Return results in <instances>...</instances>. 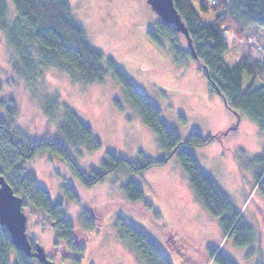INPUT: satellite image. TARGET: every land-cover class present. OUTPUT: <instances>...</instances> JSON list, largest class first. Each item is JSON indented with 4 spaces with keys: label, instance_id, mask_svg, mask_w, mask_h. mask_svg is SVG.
<instances>
[{
    "label": "rangeland",
    "instance_id": "obj_1",
    "mask_svg": "<svg viewBox=\"0 0 264 264\" xmlns=\"http://www.w3.org/2000/svg\"><path fill=\"white\" fill-rule=\"evenodd\" d=\"M7 1L11 11L15 10L13 1ZM190 1L200 12L201 0ZM69 2L90 43L107 57L114 58L136 88L160 108L163 120L183 141H188L192 132L205 137L216 136L237 125L235 130L220 135L212 144L192 150L201 169L232 200L252 227L256 235L255 250L249 255L250 248L235 247L232 240L224 236L218 218L195 196L177 154L164 165L154 166L142 174L117 171L92 186L75 177L71 167L54 154L28 160L25 172L35 175L39 186L49 189L53 202L57 196L63 198L67 215L77 226L79 214L85 209L96 212L102 209L103 212L101 226L88 232L83 258L76 262L66 253V242L54 245L56 232L52 220L26 203L22 209L27 217V237L31 245L40 246L54 264H143L129 244L119 237L117 219L122 218L153 239L172 264H216L208 257L209 249L221 251L237 264L259 261L264 264V199L254 190L253 166H241V163L250 164L262 152L264 133L252 119L243 115L238 118L225 106L222 98L212 92L199 64L190 61L186 67L176 66L168 46L154 43L150 32L156 31L160 18L147 0ZM213 18L214 15L203 16L206 22ZM256 28L259 32L254 38L264 45V30ZM243 53L242 45H232L225 60L232 67ZM10 60V47L0 31V82L3 87L0 113L6 115L4 102L11 100L17 113L10 127L19 128L24 139L44 142L59 137L56 120L41 116V100L60 94L101 142L96 153L79 149L74 155L85 174L92 169L99 170L106 153L129 161H135L140 154L153 160L167 156L155 133L127 102L120 83L111 73L103 82L88 85L73 81L60 70L46 69L41 83L29 90L24 81L11 78ZM129 181L142 186L145 200L160 214L158 221L147 211H137L141 205L126 198L123 187ZM65 186L73 188L78 201L66 194ZM69 250L71 256L74 253L71 245ZM34 264L41 263L34 258Z\"/></svg>",
    "mask_w": 264,
    "mask_h": 264
},
{
    "label": "trees",
    "instance_id": "obj_2",
    "mask_svg": "<svg viewBox=\"0 0 264 264\" xmlns=\"http://www.w3.org/2000/svg\"><path fill=\"white\" fill-rule=\"evenodd\" d=\"M12 1L15 10L11 11L8 1L0 0V31L11 50V78L14 81L22 80L27 89L32 90L46 69L60 70L73 81L88 85L103 82L111 73L120 83L127 102L155 133L159 146L167 153L160 160L140 154L135 161L106 153L100 169H92L85 174L74 155L79 153V149L96 153L101 148V142L60 94L45 96L41 100V116L55 119L59 132V137L42 144L24 139L20 136L19 128L10 127L17 110L11 100L4 102L6 115L0 113V176L5 178L16 195L52 220L56 232L54 245L68 240L75 249L69 258L80 262L88 232L101 226L103 212L102 209H97V212L85 209L79 214L77 226L74 219L67 215L63 198L54 203L49 191L39 186L36 177L25 172L24 166L28 160L54 154L71 167L75 177L92 186L114 172L142 174L154 166L164 165L172 155L177 154L195 196L209 213L218 218L224 236L230 238L235 247L250 248L249 255H252L256 241L252 227L232 200L201 169L192 150L193 147L212 144L220 135L235 130L237 125L216 136L205 137L199 132H192L188 141H183L180 134L163 120L160 108L136 88L114 58L107 57L90 43L85 28L74 17L69 0ZM173 1L189 32L196 58L185 36L172 25L159 21L156 32H150L151 39L159 46H168L174 65L186 67L190 61L199 64L212 92L222 98L225 106L238 118L243 115L252 119L259 131L264 133V45L254 38L259 32L256 26L264 30V0H212L210 3L201 0V13L190 0ZM204 15H214V18L206 22ZM238 44L244 47V53L231 67L225 55L232 45ZM2 91L0 82V95ZM241 166H253L254 190L264 199V149L250 164L241 163ZM123 189L129 201L141 205L137 211H147L152 218L159 220V212L145 200L139 183L129 181ZM66 191L71 199L79 200L73 188L67 187ZM117 226L119 237L129 244L143 264H172L148 235L122 218L117 219ZM32 246L35 251V245ZM208 257L216 264H237L233 258L216 249H209ZM34 258L13 246L7 228L0 223V264H34Z\"/></svg>",
    "mask_w": 264,
    "mask_h": 264
},
{
    "label": "water",
    "instance_id": "obj_3",
    "mask_svg": "<svg viewBox=\"0 0 264 264\" xmlns=\"http://www.w3.org/2000/svg\"><path fill=\"white\" fill-rule=\"evenodd\" d=\"M153 11L164 24L172 25L178 33L185 36L190 50L194 52L192 40L180 14L175 8L173 0H147ZM24 200L16 195L10 184L0 176V223L4 225L11 237L13 246L22 250L28 257L37 258L42 264H54L48 259L45 251L32 245L27 237V217L23 213Z\"/></svg>",
    "mask_w": 264,
    "mask_h": 264
},
{
    "label": "flooded vegetation",
    "instance_id": "obj_4",
    "mask_svg": "<svg viewBox=\"0 0 264 264\" xmlns=\"http://www.w3.org/2000/svg\"><path fill=\"white\" fill-rule=\"evenodd\" d=\"M156 32V31H155ZM155 32H153V33H155ZM31 141H34L33 139H30ZM36 142V141H35ZM36 143H38V144H42L43 142H36ZM37 156H35L34 158H36ZM75 159V158H74ZM66 163V162H65ZM67 164V163H66ZM35 176V175H34ZM36 177V176H35ZM66 188L67 187H70V186H65ZM46 188V187H45ZM72 188V187H71ZM48 191H49V189L48 188H46ZM50 194V193H49ZM51 196V195H50ZM60 199V196H57L56 197V201H58ZM24 200V199H23ZM55 201V202H56ZM26 201H24V204L23 205H26V203H25ZM54 202V203H55ZM89 232H91V231H89ZM88 237H89V235H88ZM88 237H87V240L85 241L86 243L89 241L88 240ZM66 243H67V245H66V247H68L67 249H66V253L68 254V256L70 257V250H69V246H70V244L68 243V240L66 241ZM54 244H55V238H54ZM72 246V245H71ZM36 247H38V246H35L34 248L36 249ZM72 248L74 249V247L72 246ZM85 249H86V245H85V248H84V251H85ZM74 253H75V249H74ZM73 253V254H74ZM73 254H71V255H73ZM50 257V256H49ZM49 259V258H48ZM50 260V259H49Z\"/></svg>",
    "mask_w": 264,
    "mask_h": 264
}]
</instances>
